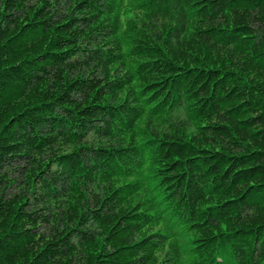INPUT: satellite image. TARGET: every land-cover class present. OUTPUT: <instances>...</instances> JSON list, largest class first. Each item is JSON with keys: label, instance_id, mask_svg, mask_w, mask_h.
Masks as SVG:
<instances>
[{"label": "trees", "instance_id": "obj_1", "mask_svg": "<svg viewBox=\"0 0 264 264\" xmlns=\"http://www.w3.org/2000/svg\"><path fill=\"white\" fill-rule=\"evenodd\" d=\"M0 264H264V0H0Z\"/></svg>", "mask_w": 264, "mask_h": 264}]
</instances>
